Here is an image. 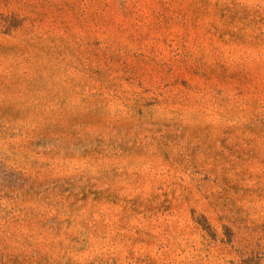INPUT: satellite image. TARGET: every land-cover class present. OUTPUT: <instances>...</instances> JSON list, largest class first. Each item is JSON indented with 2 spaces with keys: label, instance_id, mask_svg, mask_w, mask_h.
<instances>
[{
  "label": "rangeland",
  "instance_id": "rangeland-1",
  "mask_svg": "<svg viewBox=\"0 0 264 264\" xmlns=\"http://www.w3.org/2000/svg\"><path fill=\"white\" fill-rule=\"evenodd\" d=\"M0 264H264V0H0Z\"/></svg>",
  "mask_w": 264,
  "mask_h": 264
}]
</instances>
